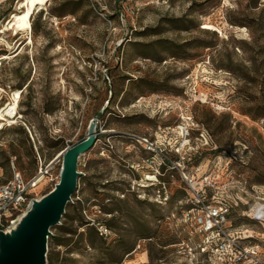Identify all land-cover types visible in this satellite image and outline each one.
Wrapping results in <instances>:
<instances>
[{"label": "rangeland", "instance_id": "374dc122", "mask_svg": "<svg viewBox=\"0 0 264 264\" xmlns=\"http://www.w3.org/2000/svg\"><path fill=\"white\" fill-rule=\"evenodd\" d=\"M21 1L0 0V107L22 92L16 123H0L4 178L12 160L32 176L36 154L60 165L92 119L100 134L66 207L77 249L48 240L53 264H196L177 246L188 243L182 176L164 169L170 200L158 205L142 178L150 154L132 136L171 160L202 152L186 173L217 178L229 226L264 260V0H47L16 33L5 26ZM187 118V140L167 133ZM82 218L107 227L94 247Z\"/></svg>", "mask_w": 264, "mask_h": 264}, {"label": "built area", "instance_id": "2783aa9c", "mask_svg": "<svg viewBox=\"0 0 264 264\" xmlns=\"http://www.w3.org/2000/svg\"><path fill=\"white\" fill-rule=\"evenodd\" d=\"M187 123H193L191 118H187L186 122L174 128H168L167 133L178 134L179 138L187 140L193 128L186 126ZM132 137L137 139V142L143 145L144 151L150 154L141 162L142 166L149 170V173L142 178L150 187L156 188L154 201L158 205H166L170 200L168 184L160 178L164 174V169L182 176L181 180L188 195L185 203L189 208L180 212L178 220L188 230L186 240L188 243L182 241L177 246L188 249L191 262L198 264L200 261L213 260L215 264H264L258 248L249 246L246 237L234 232L229 226L231 205L217 198L221 192L217 187V178H212L211 173L205 178L196 180L186 173L184 166L187 167L194 160L195 154H199L200 151L184 154L176 150L177 158L171 160L164 150L157 148L147 138ZM36 159L37 170L28 179L23 178L16 171L13 160L10 162L12 170L10 178H4L0 165V230L6 229L10 222L25 210L32 198H39L41 192L47 193L58 182L59 163L52 160L46 162L38 154ZM106 231L103 227L99 228L102 235H105Z\"/></svg>", "mask_w": 264, "mask_h": 264}, {"label": "water", "instance_id": "95a60500", "mask_svg": "<svg viewBox=\"0 0 264 264\" xmlns=\"http://www.w3.org/2000/svg\"><path fill=\"white\" fill-rule=\"evenodd\" d=\"M98 142L97 120H90L85 137L62 153L59 179L39 198H32L9 226L0 230V264H47L51 229L60 226L83 175L78 163Z\"/></svg>", "mask_w": 264, "mask_h": 264}, {"label": "trees", "instance_id": "16d2710c", "mask_svg": "<svg viewBox=\"0 0 264 264\" xmlns=\"http://www.w3.org/2000/svg\"><path fill=\"white\" fill-rule=\"evenodd\" d=\"M23 131V130H22ZM25 133V132H23ZM57 144H55L52 147H55ZM211 153H213L214 155H219V153L221 152L220 148H210ZM202 157V152H199V154H195L194 160L198 161L200 160V158ZM80 162V161H79ZM1 165V164H0ZM80 163L78 164V168H79ZM34 166H35V171L37 170V159H36V155L34 156ZM2 167V165H1ZM79 170V169H78ZM33 173V175H34ZM32 175V176H33ZM30 176V177H32ZM29 177V178H30ZM162 178V177H161ZM28 179V178H25ZM167 184H169V182H167ZM77 192V191H76ZM184 193V192H183ZM74 196L75 194L72 196L73 202H74ZM181 201V200H179ZM73 202L71 204H73ZM189 208V205H184L183 207L181 206L180 209L178 210V212H181L183 210H186ZM64 220L62 222V224L58 227V230L61 234H63L64 236H51L49 238V242L53 241L55 243L56 246H62L64 247L66 250V254H71L72 250H75L77 248H71L72 244H75L74 242V236L76 235V230H73L72 227L70 226L72 217L68 214V212L66 211V213L63 215L62 217ZM81 222V226H85L87 228L86 233H87V240H88V244L91 247H94V245L98 242L101 241V239H103V235L99 232V228L103 227L105 229H107V227H105V225H101L99 223H95V224H91L90 222L85 221L83 218L80 220ZM139 226H141V230H140V234L144 235L146 234V228L143 224H139ZM57 257V255H56ZM66 261V260H65ZM47 262L48 264H53L54 262V258L48 256L47 257Z\"/></svg>", "mask_w": 264, "mask_h": 264}, {"label": "bare ground", "instance_id": "6f19581e", "mask_svg": "<svg viewBox=\"0 0 264 264\" xmlns=\"http://www.w3.org/2000/svg\"><path fill=\"white\" fill-rule=\"evenodd\" d=\"M46 3L47 0H22L19 3L17 12L10 15L5 26L6 29H12L16 33L20 31H31V16ZM2 92L0 89V93ZM21 93L20 90L13 91L10 96V101L0 107V123H6L7 125L16 123L15 118L17 117V108Z\"/></svg>", "mask_w": 264, "mask_h": 264}, {"label": "crops", "instance_id": "0c3cea01", "mask_svg": "<svg viewBox=\"0 0 264 264\" xmlns=\"http://www.w3.org/2000/svg\"><path fill=\"white\" fill-rule=\"evenodd\" d=\"M141 162H142V160H141Z\"/></svg>", "mask_w": 264, "mask_h": 264}]
</instances>
